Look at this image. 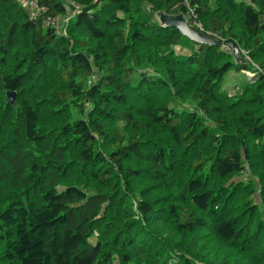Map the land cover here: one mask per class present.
<instances>
[{
	"label": "trees",
	"instance_id": "1",
	"mask_svg": "<svg viewBox=\"0 0 264 264\" xmlns=\"http://www.w3.org/2000/svg\"><path fill=\"white\" fill-rule=\"evenodd\" d=\"M38 2L64 32L0 0V264H264V0H189L250 62L181 0Z\"/></svg>",
	"mask_w": 264,
	"mask_h": 264
},
{
	"label": "water",
	"instance_id": "2",
	"mask_svg": "<svg viewBox=\"0 0 264 264\" xmlns=\"http://www.w3.org/2000/svg\"><path fill=\"white\" fill-rule=\"evenodd\" d=\"M157 22L164 28H175L176 31L183 37L187 38L189 41L207 46H221L225 45L230 48L235 59L241 61V51L237 43L233 40H228L225 43L219 40H212L208 36L199 33L196 29L189 25L182 14L175 16H167L163 13L156 14ZM15 93H7V99L10 104L14 103Z\"/></svg>",
	"mask_w": 264,
	"mask_h": 264
},
{
	"label": "built area",
	"instance_id": "3",
	"mask_svg": "<svg viewBox=\"0 0 264 264\" xmlns=\"http://www.w3.org/2000/svg\"><path fill=\"white\" fill-rule=\"evenodd\" d=\"M20 3L25 9H27L29 16L32 20L36 21L38 19L42 20L43 25L53 29L56 33L64 32L63 24L67 23L70 17H65L64 19H58L56 17H51L47 14L48 9L45 5L40 4L38 0H16ZM181 5L185 7V15L184 18L187 22H192L193 27L200 33H204V29L202 24L198 21L197 15L195 13L194 8L190 6L189 0H181ZM206 35H209L207 33ZM213 37L216 40H220L218 34H214ZM225 51L228 49L225 46H222ZM250 62L249 57L246 59ZM254 66V64H252ZM255 67V66H254Z\"/></svg>",
	"mask_w": 264,
	"mask_h": 264
},
{
	"label": "rangeland",
	"instance_id": "4",
	"mask_svg": "<svg viewBox=\"0 0 264 264\" xmlns=\"http://www.w3.org/2000/svg\"><path fill=\"white\" fill-rule=\"evenodd\" d=\"M156 20V19H155ZM187 22V21H186ZM178 50V49H177ZM229 51V50H228ZM242 52V56L245 58V60L247 59V52L241 50ZM229 78V79H227ZM227 80L225 82V87H227L226 89L233 93L234 92V87L237 86V85H241L242 83H244V79H245V75L242 73V72H230L228 75H227ZM238 181V180H236ZM256 187V185H255ZM253 199L258 203L260 202L259 200V195L257 193H255V195L253 196Z\"/></svg>",
	"mask_w": 264,
	"mask_h": 264
}]
</instances>
